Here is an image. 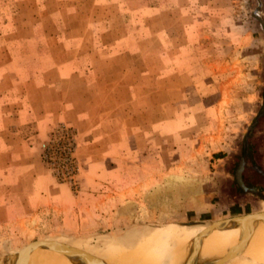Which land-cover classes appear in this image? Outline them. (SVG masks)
Returning <instances> with one entry per match:
<instances>
[{
	"label": "rangeland",
	"instance_id": "rangeland-1",
	"mask_svg": "<svg viewBox=\"0 0 264 264\" xmlns=\"http://www.w3.org/2000/svg\"><path fill=\"white\" fill-rule=\"evenodd\" d=\"M261 211L264 0H0V261L68 243L109 264Z\"/></svg>",
	"mask_w": 264,
	"mask_h": 264
},
{
	"label": "bare ground",
	"instance_id": "bare-ground-1",
	"mask_svg": "<svg viewBox=\"0 0 264 264\" xmlns=\"http://www.w3.org/2000/svg\"><path fill=\"white\" fill-rule=\"evenodd\" d=\"M179 227H183V230L178 231ZM156 238L158 239V237ZM148 246H150V250L147 251ZM236 246H239L235 251L237 255L247 256L254 260H263L264 221L256 220L244 236L237 224H230L222 228L221 224L214 226H209L208 223L198 225L174 224L168 231L166 230V234L159 242L146 241L109 264H175L176 260L182 258V250H190L184 264H208L215 258L214 256L195 261V252L198 247H218L221 249L226 247L228 250H232ZM31 248L36 249L30 253L20 252L18 258L11 256L0 261V264H86L73 254L60 252L58 250L59 245L34 243Z\"/></svg>",
	"mask_w": 264,
	"mask_h": 264
},
{
	"label": "water",
	"instance_id": "water-1",
	"mask_svg": "<svg viewBox=\"0 0 264 264\" xmlns=\"http://www.w3.org/2000/svg\"><path fill=\"white\" fill-rule=\"evenodd\" d=\"M246 164H247L246 157H242L241 161L239 163V166L236 170V179H237L239 186L243 190L255 191L256 189L253 187H249L244 180L243 173H244V170L246 168ZM256 220L264 221V211L256 212V213H250V214H246L243 216H235L233 218L227 219V220L223 221V223H224L223 227H226L227 225H230V224H237L240 226L241 231H242L243 236H244L248 233L249 229L253 226V224ZM32 245H33V243L30 246L26 247L21 252L22 253L23 252L24 253L25 252L30 253L31 251L35 250L36 248H31ZM238 247L239 246H236L232 250H230L225 257H223L219 260H216L215 262L209 263V264H223V263H225L228 259H230L232 257L233 253L237 250ZM58 250L60 252L66 253V254H72V253H75L78 251H82L83 249L80 247L65 243L62 246H60V248ZM84 252H87V251L84 250ZM17 256H18V254H17ZM94 257H95L94 254L88 253L84 257V259H82V262H84V263L90 262ZM104 264H105V262H104Z\"/></svg>",
	"mask_w": 264,
	"mask_h": 264
}]
</instances>
